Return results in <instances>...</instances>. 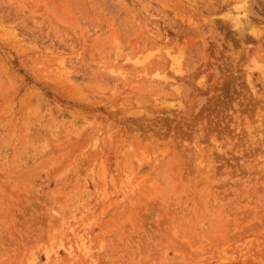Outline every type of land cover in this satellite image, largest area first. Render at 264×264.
Returning a JSON list of instances; mask_svg holds the SVG:
<instances>
[{
    "label": "rangeland",
    "instance_id": "374dc122",
    "mask_svg": "<svg viewBox=\"0 0 264 264\" xmlns=\"http://www.w3.org/2000/svg\"><path fill=\"white\" fill-rule=\"evenodd\" d=\"M0 264H264V0H0Z\"/></svg>",
    "mask_w": 264,
    "mask_h": 264
}]
</instances>
